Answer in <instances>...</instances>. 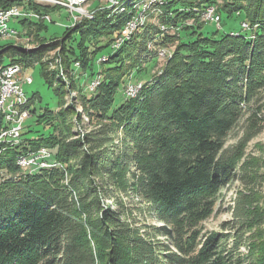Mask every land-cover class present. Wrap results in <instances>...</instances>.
Instances as JSON below:
<instances>
[{
	"label": "trees",
	"instance_id": "trees-1",
	"mask_svg": "<svg viewBox=\"0 0 264 264\" xmlns=\"http://www.w3.org/2000/svg\"><path fill=\"white\" fill-rule=\"evenodd\" d=\"M22 3L0 0V9ZM214 4L220 18L241 15L254 38L247 31L207 35L202 24H184ZM162 9L172 14L173 24L182 23L187 39L160 35L147 24L111 50L103 40L118 34L127 15L101 8L67 29L63 41L49 43L61 47L71 89L81 93L84 111L97 127L83 141L70 139L72 110L53 114L45 107L37 123L51 128L48 135L30 136L33 130L25 128L17 146H0V264H231L229 245L239 249L246 232L250 264H264V210L254 197L239 195L233 234H203L199 227L212 213L218 191L245 169L239 157L247 140L233 148L225 142L246 103L260 100L264 90V0H166ZM19 23L34 28L28 34L45 26L32 19ZM156 46H174L162 73L144 82L135 98L121 97L128 75L140 80L147 74ZM44 51L0 44V64L27 67ZM102 54L108 58L95 68ZM80 74H99V85L83 93ZM45 81L50 85L47 76ZM53 91L61 101V87ZM54 121L62 126L57 135ZM41 146L55 149L69 174L66 183L59 168L30 174L15 164L19 154ZM257 176L246 173L252 181Z\"/></svg>",
	"mask_w": 264,
	"mask_h": 264
},
{
	"label": "rangeland",
	"instance_id": "rangeland-1",
	"mask_svg": "<svg viewBox=\"0 0 264 264\" xmlns=\"http://www.w3.org/2000/svg\"><path fill=\"white\" fill-rule=\"evenodd\" d=\"M42 3L40 5L43 6H49L53 8V11L51 12H41V11H35L31 8H29V4H24V7H28L29 9L33 10L35 13L39 14H45L48 16V19H38V21L44 23V28L40 30H33L30 34L27 33L28 29H32L33 27H23L19 21L24 18L19 19H10L7 23V26L9 29L14 30L15 33L13 35H9L6 39L0 40V44H6L7 46H12L16 48H21L24 50H34L43 48L45 49L43 55L36 59L29 62L27 67H23L20 63H10L7 62L6 64L2 65H10V64H18L21 71L19 74V82L21 86V91L23 97L25 96L26 103L21 107L20 109L21 113H25L24 116H16L21 117V133L26 132L25 128H30L33 130V132L29 133L30 136H35L36 134H43L48 135L51 132V128L47 127L46 123L38 124V115L43 112L44 108H49L53 114H57L62 109H71L73 114L71 113L69 118L71 120V126L69 128L70 131V139L79 138L82 141L84 140V136L86 133L90 132L94 128L97 127V125L93 124V122H90V119L87 115V113L84 111L82 102L83 97L80 95L81 93L71 89V80L68 79L69 73L68 69L65 67V65L62 62V55H61V47L57 46L56 48L49 46L51 42L60 40L63 41V35L64 32L67 29L75 28V26L82 20V19H91L92 17H84L78 22L73 23L72 19H70V14L68 10L64 7H60L57 5H54L53 3L49 2V0H41ZM118 6H112L111 2L108 0H92L89 2V6L91 10L97 11L100 8V5H102V8H107L110 10V13L112 15H120V14H126V19L124 20L123 26L121 30L118 32V34H113L112 38L108 39L105 38L103 41L108 42V48L111 50H116L117 48L121 47L124 41L128 40L132 34H134L136 31L141 30V28L144 25L152 24L156 27L158 30V34L160 35H175L179 36L180 38H185V35L182 33L181 27L182 23L179 24V22L173 24L170 18H172V14H164L163 13V5L165 4L166 0H156V2L152 3L149 0H118ZM121 1V2H120ZM221 0H216V4L220 3ZM33 3V2H32ZM148 4L149 7L143 10V5ZM151 6V7H150ZM11 7V6H9ZM19 7H23L19 6ZM8 8V7H7ZM119 9V12L114 13V9ZM101 9V8H100ZM209 9H212L214 12L213 14L219 15L216 12V6L214 5H208L201 11L200 13L194 12V17L187 19L184 24L187 26H196L199 24H202L201 31L204 34L210 35L212 32L217 31L220 32H228L231 35L237 34V31H240L241 33L247 31V37L249 39L254 38L253 30L249 27L247 24L248 29H244L241 26V23H245L244 21H241L242 18L240 16H233L231 18H225L224 15H222L220 19H218V25L216 23H213L212 20L207 19V16H204L202 13L209 12ZM122 10V11H121ZM142 10V11H141ZM138 11V12H137ZM141 14V15H140ZM165 16L168 17L165 22H161L159 20L160 17L158 16ZM139 17L138 19H141V22L137 23L136 26L133 27L132 30L126 31V35L124 34L121 36V32L124 30V28L127 26L126 24H131L132 21H135L136 17ZM135 25V24H133ZM22 26V27H21ZM184 26V25H183ZM166 27V28H165ZM34 29V28H33ZM254 29V28H253ZM37 32H39L37 34ZM72 31H68L70 33ZM20 33V34H19ZM19 34V35H18ZM38 36H37V35ZM188 38V37H187ZM185 38V39H187ZM10 42V43H9ZM116 46L112 49L113 44ZM12 43V44H11ZM150 43V42H149ZM148 48L153 49V45L150 43L147 45ZM174 50V46L170 47H158L154 48V51H156V57L149 61L145 66L147 67V74L143 76L140 80H133V77L128 75V78L126 82L123 84V88L121 91V97H128V98H135V96L139 93L140 90L135 94L134 97L128 96V94H125V88L127 86V83L129 81L134 82V84H137V86L143 87L144 82L152 81L153 78H155L156 75H159L162 73L163 69L165 68L166 62L169 60L172 52ZM108 58L107 54H102L100 56L96 57V64L95 68H98V66L105 62ZM79 68V63L74 62L73 64V70H77ZM72 74V73H71ZM74 74V73H73ZM45 76L49 78L50 85L45 81ZM79 76V82L83 86V93L88 94L89 92H92L95 90V88L99 85L101 77L99 74H96L93 78L87 77V75L80 74ZM25 77H29L31 79L30 83H21V80H23ZM78 77H76L77 80ZM85 86V90H84ZM57 87H61L62 95H60L61 101L55 97L54 95V89ZM135 87V88H136ZM130 94L131 91H128ZM139 95V94H138ZM259 96V95H258ZM119 93L116 95V101L118 100ZM29 98V99H28ZM255 98L250 103H246V110H244L243 116L240 118L236 126L232 129V131L229 133L226 142L225 147L233 148L238 144L240 140H247L245 145L241 148L242 156H240L239 164H242L245 166V173L244 170L242 172L243 175L239 179H234L229 184L222 187L218 193H217V199L214 205V209L212 210V213L208 215L206 218L202 219L199 222V227L202 228L201 232L203 234H207L208 232H223L229 234L234 233V229H231L230 222H233V209L236 206V202L238 200V197L240 194H244L246 196H252L255 199V204L262 208L264 210V90L260 93V100H257ZM256 100V101H255ZM25 106V107H24ZM243 106H245L243 104ZM249 110V111H248ZM252 112H256V118H252ZM1 121V129L6 128L7 125L4 122V118H0ZM3 122V123H2ZM3 124V125H2ZM56 124L54 125L55 128V134L57 135L59 128H62L61 124H57L56 121L51 123ZM6 126V127H5ZM21 133L18 138L15 139V141L11 142H5L0 141V146L4 145L5 143L13 144V146H17L21 140ZM248 137V138H246ZM246 138V139H244ZM84 144V143H83ZM84 148V145H83ZM41 149H45L47 151V156L43 159L44 162L49 164L46 166V168L42 167L44 170H50V169H57L59 168L63 172V182L66 183L69 174L66 172L65 165L61 163L55 156V149H49L47 147H40L35 152H38ZM232 150V149H231ZM29 153V152H28ZM22 155L27 154H19L17 156L20 157ZM17 158L15 159V164L19 167V169L22 172H30V170L22 169L18 163ZM243 167V166H242ZM40 170V169H39ZM38 171V170H36ZM33 171V172H36ZM253 172H257V178L255 180H249L248 177H246L249 174H253ZM5 175V174H3ZM6 176V175H5ZM150 220V219H148ZM152 224H156L157 222L155 220H150ZM261 232L264 235V223L260 227ZM250 235L249 233H245L244 235V241L239 245V249H234V247L229 242L231 253V264H250L251 260L249 259V253H248V245L247 243L250 241ZM264 239V236H263ZM239 260V261H237Z\"/></svg>",
	"mask_w": 264,
	"mask_h": 264
},
{
	"label": "built area",
	"instance_id": "built-area-1",
	"mask_svg": "<svg viewBox=\"0 0 264 264\" xmlns=\"http://www.w3.org/2000/svg\"><path fill=\"white\" fill-rule=\"evenodd\" d=\"M37 4L42 3L41 0H36ZM70 1V8H66L70 14V19L72 21L79 20L81 15L86 13L87 11H91V8L89 6V2L92 0H69ZM109 2L111 0H108ZM49 2L54 4V0H49ZM103 6L100 5V8ZM23 11H30L31 12V18H35V20H42V19H48V16L45 14H39L33 12V10L29 9L28 7H19L18 5H12L8 8H1L0 9V16H7L11 17V19H19L23 18ZM204 16H207V19L212 20L213 23H216L218 25V20L213 14V12H205L202 13ZM133 22V21H132ZM132 24V23H131ZM131 24H127V26L124 28V30L121 32V36H123L126 31H130ZM242 27H247L246 23H241ZM0 29H4V36H0V38H7L10 34L15 33L14 30H11L8 28L7 25H0ZM116 46L113 44L112 48ZM19 74L20 71L14 70L10 68L9 65H2L0 64V83H4V88L6 89V98L4 100V103L2 105V109H9V117L4 121L6 125H10V132H0V139H6V142H11L12 140L15 141L16 138L19 137L22 129H21V121L20 120H13L12 119V110L16 106V102L20 97H22V91L20 80H19ZM31 79L29 77H25L23 80H21V83H27L29 84ZM138 84V83H137ZM137 84H134V82L129 81L127 83V86L125 88V94H128V91H132ZM24 116V115H23ZM47 151L43 149V154L41 155H47ZM32 165H36L35 163H32Z\"/></svg>",
	"mask_w": 264,
	"mask_h": 264
},
{
	"label": "bare ground",
	"instance_id": "bare-ground-1",
	"mask_svg": "<svg viewBox=\"0 0 264 264\" xmlns=\"http://www.w3.org/2000/svg\"><path fill=\"white\" fill-rule=\"evenodd\" d=\"M23 3H29V2H33L35 4H37L36 0H21ZM145 1V0H144ZM152 3L156 2V0H149ZM111 5L117 7L119 1L118 0H111ZM121 2V1H120ZM146 2V1H145ZM22 3V4H23ZM54 5L59 6L60 7H64V8H70V1L69 0H54ZM143 5V4H142ZM32 7V6H31ZM147 7H149L148 4L143 5V10L146 9ZM151 7V6H150ZM100 9V8H99ZM114 9V8H113ZM142 11V10H141ZM96 11L91 10V11H87L86 13L82 14L80 19L84 17H92L93 14ZM138 12V11H137ZM209 12H214L212 9H209ZM216 14V13H215ZM214 14V15H215ZM219 14V13H218ZM141 15V14H140ZM215 17L217 18V20L219 19V15H215ZM23 18L24 19H32L35 20V18H31V12L30 11H23ZM139 17L137 16L135 21L132 22L130 30L133 29L134 26L137 25V23L141 22V19H138ZM11 19V17H7V16H0V25H7V23L9 22V20ZM221 19V18H220ZM79 20H76L77 22ZM76 21H73V23H76ZM135 24V25H133ZM127 25V24H126ZM166 28V27H165ZM244 29H247L248 27H242ZM128 32V31H127ZM14 33L10 34L13 35ZM20 34V33H19ZM18 34V35H19ZM126 35V34H125ZM0 36H4V29H0ZM4 38H0V40H2ZM10 43V42H9ZM12 44V43H11ZM10 68L17 70V71H21L20 67L18 64H10L9 65ZM138 85V84H137ZM140 90V86H137L136 88H134L131 93H128V96L130 97H134L135 94ZM26 96V95H25ZM25 96L20 97L18 99V101L16 102V106L14 107V109L12 110V119L13 120H20L21 117H16V116H23L25 115V113H21L20 109H22L24 103H26V99ZM6 98V89L4 88V83H0V118H4V120L6 121V119L9 117V109H2V105L4 103V100ZM29 99V98H28ZM22 107V108H21ZM25 107V106H24ZM3 123V122H2ZM3 125V124H2ZM6 127V126H5ZM1 132H10V125H7L6 128H2ZM0 141H6V139H0ZM43 154V149L39 150L38 152H29L27 153V155H22L20 157H18L17 159V163L18 165L22 168V169H26V170H30V172L36 171L41 169L42 167L46 168V166H48L49 164H47L46 162H44V158L47 155H41ZM36 165H32V163H35ZM50 166V165H49Z\"/></svg>",
	"mask_w": 264,
	"mask_h": 264
}]
</instances>
